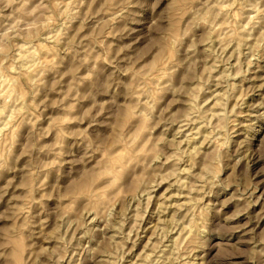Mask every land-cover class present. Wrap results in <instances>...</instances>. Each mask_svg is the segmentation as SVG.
Returning <instances> with one entry per match:
<instances>
[{
	"label": "rangeland",
	"instance_id": "374dc122",
	"mask_svg": "<svg viewBox=\"0 0 264 264\" xmlns=\"http://www.w3.org/2000/svg\"><path fill=\"white\" fill-rule=\"evenodd\" d=\"M0 264H264V0H0Z\"/></svg>",
	"mask_w": 264,
	"mask_h": 264
},
{
	"label": "bare ground",
	"instance_id": "6f19581e",
	"mask_svg": "<svg viewBox=\"0 0 264 264\" xmlns=\"http://www.w3.org/2000/svg\"><path fill=\"white\" fill-rule=\"evenodd\" d=\"M219 5H220V4H219ZM248 34H249V33H248ZM251 51H252V49H251ZM252 52H253V51H252ZM251 54H252V53H251ZM32 56H33V55H32ZM33 57H35V56H33ZM233 89H234V87H233ZM192 95H193V94H192ZM236 99H237V98H236ZM219 102H220V103H219ZM219 102L217 103V105L221 104V102H222V103H225V102H223V100H222V101L220 100ZM221 106L224 107V105H222V104H221ZM218 108H219V107H218ZM216 109H217V108H216ZM219 109H221V107H220ZM223 109H224V108H223ZM223 109H222V110H223ZM222 110H221V112H222ZM224 110H225V109H224ZM224 110H223V111H224ZM221 112H219V110L216 112V110H215V111L212 112V113H213L212 116L214 115V117L216 116V117H218L219 119H222V118H223V117H222L223 114H222ZM210 114H211V113H210ZM209 116H210V115H209ZM188 117H189V116H188ZM216 117H215V118H216ZM215 118H214V120H215ZM192 119H193V118H192ZM198 120H199V119H198ZM206 120H207V119H206ZM210 120H211V119H210ZM199 121H200V120H199ZM199 121H196V122L199 123ZM197 123H195V124L197 125ZM218 123H219V121H218ZM187 124H188V123H187ZM188 125H189V124H188ZM200 125H201V124H200ZM205 125H206V124H205ZM197 128H198V130L196 129V130H197L196 135H198V136H196V137H199V136H200V138H199L198 140H196L195 138H190V139H189L191 143H192V141H195V143H193L192 146H191V150H190V152H189L190 155L188 154L189 156H191L192 159H194V157H196V156H198V155L201 154L200 149L202 148V144L205 143V142L210 138V134H209V133H210V132H209L210 130L207 132V131H206V130H207L206 127L204 128L203 126H199V127L197 126ZM205 129H206V130H205ZM218 130H219V128H218ZM217 132H218V131H217ZM236 132H237V131H236ZM175 134H176V132H175ZM220 135H221V134H220ZM193 136H194V135H193ZM211 137H213V136H211ZM214 138H215V137H214ZM212 139H213V138H212ZM212 139H211V140H212ZM187 144H188V143H187ZM188 145H190V144H188ZM204 146H205V144H204ZM205 147H206V146H205ZM207 148H208V147H207ZM188 151H189V150H188ZM181 153H182L181 155H184V154H185V153L183 154V152H181ZM205 153H206V152H205ZM205 153H204V154H205ZM176 154H178V153H176ZM179 154H180V153H179ZM202 154H203V153H202ZM241 154H242V153H241ZM185 155H186V154H185ZM188 155H187V157H188ZM173 156H175V155H173ZM201 156H202L201 159H203V155H201ZM212 156H213V155H212ZM176 157H178V156H176ZM199 157H200V156H198V158H199ZM181 158H182V157H181ZM213 158H214V157H213ZM242 158H243V157H242ZM178 160H179V159H178ZM188 160H191V159H188ZM194 160H196V159H194ZM205 160H206V158H205ZM205 160H202V162H203V161L205 162ZM213 160H214V159H211V160L209 159V161H207V162H205V163L203 162L204 164L201 162V163H202L201 166L203 167V169H202L203 173L200 174V172H199L198 176L195 175V177L200 178V177H202L203 175H206V174L210 175V173L214 170V162H213ZM191 161H193V160H191ZM200 161H201V160H200ZM116 162H118V161H116ZM173 164H174V163H173ZM186 165H187V164H186ZM190 165H191V162H190ZM113 169H114V168H113ZM200 169H201V168H200ZM187 170H188V169H187ZM187 170H186V173H187L188 171H191V170H188V171H187ZM202 171H201V172H202ZM179 173H181V172H179ZM191 173H192V172H191ZM182 174H183V173H182ZM188 174L190 175V173H188ZM193 174H194V172H193ZM185 175H186V174H185ZM189 175H187L188 178L190 177ZM177 176H178V175H177ZM182 176H184V175H182ZM206 176H207V175H206ZM185 177H186V176H185ZM193 177H194V176H192V178H193ZM181 178L185 180V178H183V177H181ZM190 178H191V177H190ZM186 179H187V177H186ZM194 179H195V178H194ZM202 179H203V177H202ZM205 179H206V178H205ZM178 180H179V179H178ZM178 180H176V181H178ZM196 180H197V179H196ZM185 182H186V181H185ZM192 182H193V181H192ZM198 182H200V181H198ZM190 184H191V185H194L195 183H194V184H193V183H190ZM190 184H189V185H190ZM182 186H183V185H182ZM184 187H185V186H183L182 188H184ZM188 187L191 188L190 186H187V188H188ZM194 191H195V189H194ZM196 191H197V190H196ZM192 193H193V192H192ZM188 200H190V199H188ZM190 202H191V201H190ZM191 204H192V203H191ZM191 204H189V205H191ZM192 208H193V207H192ZM192 208H191V209H192ZM184 210H185V209H184ZM176 211H178V210H176ZM184 214H185V213H184ZM186 216H187V215H186ZM177 217L179 218V216H177ZM177 217H176V218H177ZM187 217H189V216H187ZM189 218H190V217H189ZM193 218H194V217H193ZM172 219H173V218H172ZM186 219H188V218H186ZM180 220H181V219H180ZM174 221H176V220L174 219ZM176 222H177V224L179 223V221H176ZM189 222L191 223L190 220H189ZM175 224H176V223H175ZM178 238H179V237H178ZM173 240L178 241L177 238H175V239H173ZM171 242H172V241H171ZM172 244H173V243H172ZM172 244H171V246H169L170 248L173 246ZM168 245H169V244H168ZM177 245H178V244H177ZM177 245H176V246H177ZM174 246H175V245H174ZM174 246H173V249L175 248ZM170 250H171V249H170ZM171 251H173V250H171ZM171 254H172V252H171ZM161 257H162V256H161ZM147 259H149L148 256H147ZM149 260H150V259H149ZM149 260H148V261H149Z\"/></svg>",
	"mask_w": 264,
	"mask_h": 264
}]
</instances>
